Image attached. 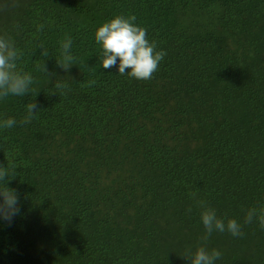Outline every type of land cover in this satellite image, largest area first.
<instances>
[{
	"label": "trees",
	"instance_id": "16d2710c",
	"mask_svg": "<svg viewBox=\"0 0 264 264\" xmlns=\"http://www.w3.org/2000/svg\"><path fill=\"white\" fill-rule=\"evenodd\" d=\"M117 15L167 53L151 80L100 65L95 31ZM0 35L39 91L0 99V121H17L0 128V166H17L6 186L20 207L0 220V264H188L200 245L216 264H264V229L244 224L264 208V0H0ZM31 100L40 110L21 124ZM197 199L243 237L203 241Z\"/></svg>",
	"mask_w": 264,
	"mask_h": 264
},
{
	"label": "clouds",
	"instance_id": "9594fccd",
	"mask_svg": "<svg viewBox=\"0 0 264 264\" xmlns=\"http://www.w3.org/2000/svg\"><path fill=\"white\" fill-rule=\"evenodd\" d=\"M135 15H117L110 21L100 25L94 34V40L101 46V63L105 69L117 68L120 75H128L137 80H151L153 74L158 70L160 62L166 56L163 50H157L154 40L150 41L147 29L135 23ZM43 24L37 25V32H41ZM73 41L70 36L60 41V58L56 59L57 66L68 72L73 65H76L77 57L72 53ZM41 50L40 55L49 56L48 49L41 42L37 45ZM24 53L16 46L11 36L0 35V99L9 96L23 97L30 92L35 95L39 92L32 88L36 82L35 77L18 67ZM37 70L42 72L48 79L54 73H49L43 60L37 64ZM96 80L88 81V85H94ZM55 87L64 94L68 84L59 79ZM55 94V93H53ZM34 95V96H35ZM26 114L21 119V124L30 123L40 110L34 101L25 105ZM17 124L14 118H6L0 121V128L10 129ZM16 165L7 162V166H0V220L11 223L13 218L20 215L19 199L16 191L6 186V182L16 177ZM193 198L196 193H192ZM196 204L202 209L200 219L204 226L205 235L202 240H207L214 232L224 233L227 231L233 237H243L242 225L235 219H227V222L217 216L216 210L208 206L204 200L197 199ZM191 212V208L188 209ZM259 222L261 229H264V208H250L244 216V224ZM188 264H216L221 258V252L209 250L204 245L197 246L195 251L188 249L182 255Z\"/></svg>",
	"mask_w": 264,
	"mask_h": 264
}]
</instances>
